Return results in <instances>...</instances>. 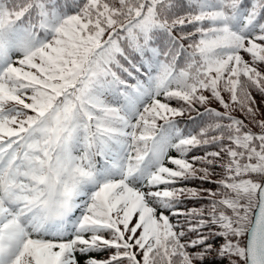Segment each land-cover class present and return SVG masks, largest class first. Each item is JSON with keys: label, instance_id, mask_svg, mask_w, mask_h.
I'll return each instance as SVG.
<instances>
[{"label": "snow or ice", "instance_id": "snow-or-ice-1", "mask_svg": "<svg viewBox=\"0 0 264 264\" xmlns=\"http://www.w3.org/2000/svg\"><path fill=\"white\" fill-rule=\"evenodd\" d=\"M0 264H264V0H0Z\"/></svg>", "mask_w": 264, "mask_h": 264}, {"label": "trees", "instance_id": "trees-1", "mask_svg": "<svg viewBox=\"0 0 264 264\" xmlns=\"http://www.w3.org/2000/svg\"><path fill=\"white\" fill-rule=\"evenodd\" d=\"M256 99L257 101H259L260 97L257 95ZM186 115H190V114H186Z\"/></svg>", "mask_w": 264, "mask_h": 264}]
</instances>
